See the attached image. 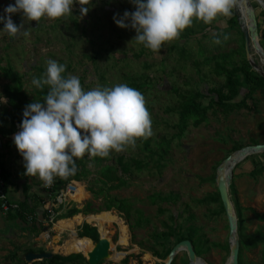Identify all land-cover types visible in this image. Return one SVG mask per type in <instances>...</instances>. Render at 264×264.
<instances>
[{
	"label": "rangeland",
	"instance_id": "obj_1",
	"mask_svg": "<svg viewBox=\"0 0 264 264\" xmlns=\"http://www.w3.org/2000/svg\"><path fill=\"white\" fill-rule=\"evenodd\" d=\"M14 2L0 0V15ZM248 3L255 13L259 44L264 51L263 7L257 0ZM88 7L83 17L80 4L74 3L72 15L45 17L39 22L25 20L22 12L12 15L14 23L22 24L28 35L9 38L0 31V67L10 66L22 76L30 98L37 97L39 91L31 80L43 75L49 59L65 64V75L78 76L85 90L126 83L145 96L153 135L138 140L135 148L113 151L106 158L86 155L77 159V169L86 174L73 181L88 196L81 203L72 201L65 205L54 224H50L46 214L38 209L37 195L42 194L44 182L25 175L23 159L15 145L10 144L20 130L24 109L9 103L0 105V129L5 131L4 135L0 132V170L7 183L16 187L15 193L31 198L37 211L32 222L0 215V264H83L59 258L51 263L27 262L25 256L71 255L61 249L71 233L58 232L56 223L104 212L116 216L126 227L128 240L122 246L119 225L111 223L109 253L124 255L118 262L108 258L100 264H164L170 250L189 231H195L198 238V260L202 264H226L230 258L226 215L218 202L202 201L217 191L216 181L202 179L212 175L216 179L218 166L241 148L264 143V95L259 91L253 101L247 102L251 109L229 114L210 110L206 121L191 123L182 135L178 130V112L186 97L201 94L200 103L206 106L209 99L217 97L216 91L225 92L221 69L241 67L245 61L249 64L234 9L230 17H218L210 25L194 20L178 39L154 53L136 43L133 29H122L114 23V14L122 16L125 11H133L128 0H92ZM3 27L0 24V29ZM225 34L229 36L227 40L223 39ZM217 38L221 39L220 44L214 42ZM250 55L258 69L249 64L251 68L258 74L264 72V59L253 48ZM9 84L0 74V93L4 96ZM44 90L47 92V88ZM245 92L243 85L236 100ZM262 165L264 152L247 156L232 170L234 190L229 189L230 199L234 203L236 198L242 219L241 230L237 224V240L240 233L252 237L258 231L264 232V221L253 213L264 214V172L251 175ZM108 197L122 201L124 209L108 207ZM74 208L87 209V214L70 216ZM85 225L90 228L89 236ZM75 232L78 238H88L92 244L100 238L96 224L86 220L75 227ZM261 249L259 246L243 250V262L262 264ZM186 263L189 264L187 253L180 251L174 264Z\"/></svg>",
	"mask_w": 264,
	"mask_h": 264
},
{
	"label": "clouds",
	"instance_id": "obj_2",
	"mask_svg": "<svg viewBox=\"0 0 264 264\" xmlns=\"http://www.w3.org/2000/svg\"><path fill=\"white\" fill-rule=\"evenodd\" d=\"M92 0H15L0 15V24L9 38L21 34L12 15L23 13L27 21L59 19L72 15L74 3L80 15L89 11ZM135 10L114 14V23L131 28L137 44L159 53L162 47L178 39L194 20L206 25L218 17H230L237 0H130ZM229 36L225 34L224 40ZM221 43V39L214 41ZM66 65L46 61V70L31 84L38 90L47 88L44 98L29 103L22 113L20 130L13 142L23 159L25 175L38 177L46 187L57 177L67 179L77 172L76 161L86 155L106 158L110 153L135 148L137 141L153 135L152 118L145 96L126 83L82 87L78 76L65 75ZM0 93V105L7 104Z\"/></svg>",
	"mask_w": 264,
	"mask_h": 264
},
{
	"label": "trees",
	"instance_id": "obj_3",
	"mask_svg": "<svg viewBox=\"0 0 264 264\" xmlns=\"http://www.w3.org/2000/svg\"><path fill=\"white\" fill-rule=\"evenodd\" d=\"M128 3L130 8L134 11L135 7L133 4L130 3V0H128ZM233 19H235V15H233ZM220 73L223 74L225 77L224 83H225L226 91L225 92H222L221 90L216 91L217 97L209 99L206 106H202V104L200 103V99L202 97L201 94L191 95L183 99L178 112L179 135H182L186 130V128L191 123L199 124L202 123L203 121H206L207 114L210 110H218L221 113L229 114L234 111H239L241 109H251V105H249L247 102L253 101L254 95L259 91L264 95V78L260 74L256 73L246 61L244 62V65H242L241 67H232L231 69L223 68L220 70ZM0 74L2 77L9 80L10 82V84L6 86L4 94L5 97L8 99V103L13 107L24 109L27 104L42 100L46 94L45 90L43 91L39 90L36 92L37 97L30 98L24 89L22 76L16 73L13 70V68L10 66L0 67ZM240 76H242V80ZM243 85L246 86V92L243 95V97L237 101L236 98L239 96V90ZM0 132L3 135L5 134V131L3 129H0ZM262 172H264V165L260 166L256 170H253L251 172V175L252 176L260 175ZM0 174L2 175L7 185V179L5 177V173L0 170ZM85 174L86 173L84 171L77 170L74 176H71L67 179L57 177L54 181V185L56 188H61L71 180L79 181L81 177L85 176ZM202 180L203 181L210 180L214 182L215 175H212L208 179H202ZM229 189H232V191L234 190L232 184H230ZM234 197H235V192H234ZM108 199H109L108 207H116L118 209H124L122 201H118L110 197H108ZM202 201L218 202L221 206L222 211L224 212L218 191H216V193L212 194L210 197L203 199ZM233 206L236 213L238 230H241L242 229L241 211L238 202L236 201V198L233 203ZM29 209L30 208L26 203V198H25L23 202L19 203V209L15 213H8L7 215L12 217H18L21 220H25L24 212L27 214H31V211ZM78 213H83V215H86L87 209L80 210L74 208L69 212L70 216ZM253 213L257 219L264 221V214H258L254 211ZM85 230H86V234L89 236V230H90L89 226L85 225ZM182 240H189L191 242L195 255L199 257L200 251L198 246V238L195 235V231H189L187 236L185 238H180L178 242ZM238 243H239L238 264H245L242 258L243 250L256 248L259 246L262 247L259 253V261L262 264H264V232L258 231L252 237H248L240 233L238 235ZM56 258L62 260L79 261L83 264H87L86 259L80 253L71 254L64 257L53 255L50 258L42 259V261H44L45 263H51ZM172 264H174V261L172 262Z\"/></svg>",
	"mask_w": 264,
	"mask_h": 264
},
{
	"label": "water",
	"instance_id": "obj_4",
	"mask_svg": "<svg viewBox=\"0 0 264 264\" xmlns=\"http://www.w3.org/2000/svg\"><path fill=\"white\" fill-rule=\"evenodd\" d=\"M263 7L264 11V0H257ZM241 5L243 8V15L241 16L239 12L234 8L236 18L238 20L241 32L244 38V49L246 59L249 64L254 68L258 69L257 65L253 62L250 55V48H253L255 52L264 59V51L259 44L258 39V29L257 20L254 11L250 8L248 0H241ZM260 75L264 78V72L260 71ZM10 144H14L13 141ZM264 152V143L250 145L241 148L234 155L229 156L224 162L218 166L216 174V185L217 191L220 196V200L226 215L228 229H229V244H230V258L226 264H238V254H239V243L237 240V218L233 203L229 195V186L232 180V170L234 166L245 159L247 156ZM93 249L87 253L86 258L87 264H100L102 261L110 257L109 253V241L105 238H99L96 243L93 244ZM180 251H186L189 264H195L196 262L201 263L198 257L195 255L191 242L189 240H182L178 242L169 252L164 264H172L176 256ZM72 254V253H71ZM52 254L42 253H28L25 256L27 262H32L36 260H42L50 258ZM202 264V263H201Z\"/></svg>",
	"mask_w": 264,
	"mask_h": 264
},
{
	"label": "bare ground",
	"instance_id": "obj_5",
	"mask_svg": "<svg viewBox=\"0 0 264 264\" xmlns=\"http://www.w3.org/2000/svg\"><path fill=\"white\" fill-rule=\"evenodd\" d=\"M235 9L239 12V14H241V16L243 15V8L241 5V0H237V6L235 7ZM87 196L88 194L86 193V191H84L83 187L80 186L70 196V198L76 203H81L83 200L87 198ZM84 220L88 222H94L98 228L100 237L105 238L107 240H108V227L111 225V223H118L119 230H120L119 243L122 246L127 245V240H128L127 229L113 214L109 212H104V213H100L97 215H89L86 217L78 215V216H75L74 218L59 220L55 225L58 232L63 231V230H68L71 233L70 238L61 247L64 254L68 255L71 253H81L83 256H86L87 253L93 249L94 246L90 239L78 238L76 236L75 227ZM123 255L124 254L122 252H119V253L110 255L109 258L118 262L123 257ZM195 264H201V263L196 262Z\"/></svg>",
	"mask_w": 264,
	"mask_h": 264
},
{
	"label": "built area",
	"instance_id": "obj_6",
	"mask_svg": "<svg viewBox=\"0 0 264 264\" xmlns=\"http://www.w3.org/2000/svg\"><path fill=\"white\" fill-rule=\"evenodd\" d=\"M77 190V183L73 180L67 182L63 187L56 188L54 183L46 187L44 185V212L47 221L54 224L59 216V210L73 200L70 196ZM74 202V201H73ZM19 209V202L12 200L8 194V185H6L2 175L0 174V215L15 213ZM33 216L28 215L27 219L33 221Z\"/></svg>",
	"mask_w": 264,
	"mask_h": 264
},
{
	"label": "crops",
	"instance_id": "obj_7",
	"mask_svg": "<svg viewBox=\"0 0 264 264\" xmlns=\"http://www.w3.org/2000/svg\"><path fill=\"white\" fill-rule=\"evenodd\" d=\"M8 184V194H9V196H10V198L12 199V200H15V201H18L19 203L20 202H23L24 200H25V198H24V196L20 193H15V190H16V187H13V186H11L9 183H7ZM37 199H38V201H39V206H38V209L40 210H42L43 212L42 213H44V214H46L45 212H44V203H43V200H44V192H42V194H39V195H37ZM31 198H29V199H26V203L28 204V206H29V210L31 211V214H27V213H25L24 212V215H25V222H32V221H29L28 219H27V217H28V215H32L34 218H36L35 217V213L37 212L35 209H34V207H33V204H31ZM25 211H28V210H25ZM29 211V212H30ZM61 211L62 210H59L58 212H59V214L61 213ZM2 216V215H1ZM8 216V215H7ZM34 218H33V220H34Z\"/></svg>",
	"mask_w": 264,
	"mask_h": 264
}]
</instances>
